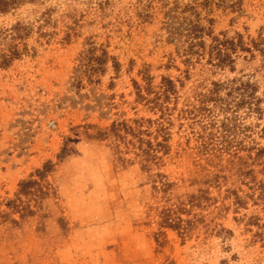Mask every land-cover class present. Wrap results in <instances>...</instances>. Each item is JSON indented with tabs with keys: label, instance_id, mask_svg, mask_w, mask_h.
I'll use <instances>...</instances> for the list:
<instances>
[{
	"label": "rangeland",
	"instance_id": "obj_1",
	"mask_svg": "<svg viewBox=\"0 0 264 264\" xmlns=\"http://www.w3.org/2000/svg\"><path fill=\"white\" fill-rule=\"evenodd\" d=\"M187 18L249 42L264 34V0H17L0 11V57L20 53L0 67V264H264V55L233 53V70L191 55ZM107 55L118 69L111 58L99 69ZM164 77L178 92L162 111ZM234 78L258 86L261 112L226 95ZM226 114L237 130H223ZM141 118L153 120L145 140L168 139L147 164L99 136Z\"/></svg>",
	"mask_w": 264,
	"mask_h": 264
},
{
	"label": "trees",
	"instance_id": "obj_2",
	"mask_svg": "<svg viewBox=\"0 0 264 264\" xmlns=\"http://www.w3.org/2000/svg\"><path fill=\"white\" fill-rule=\"evenodd\" d=\"M16 3L17 0H2L0 1V11H5ZM188 7L190 8L191 6L187 5V8ZM190 9L193 10L194 8L191 7ZM25 29L26 26L22 25L19 22L13 27L12 31L14 32V35L21 36L20 33ZM181 34H183V37L185 39L184 42L187 44L186 51L188 53L198 56H202L208 53L210 60L215 62V64L213 63V65L219 66L221 68L229 66V68L233 70L235 68V59L233 58V53H236L238 51L249 52L252 56H255V52L258 51L264 55V34L262 35V33L258 39H251L249 42H246L242 33H238L236 38H226L227 36H224L225 38L221 39L220 36L213 35L212 28L207 27L202 22H199V20H194V18H187V22H185ZM206 35L209 36L212 40L209 45L206 44ZM19 55L20 53L16 50H14L11 55L3 54V56L0 57V67L9 65L10 62L19 57ZM110 58L113 61L114 68L118 69L119 62L114 57L108 55L104 58L100 57L96 59L98 60L97 63L100 65L99 69H101L100 67H102L103 65L107 64ZM231 83L233 85L231 86V88H229V92L226 95L229 96L235 94L238 96V98L234 96V98L238 99L236 107H239L241 103H248L250 109H252L253 111L261 112V108H259L261 101L257 96L258 86L255 83L249 80L244 81L242 80V78H234L232 79ZM214 85L216 87H223V83L220 84L216 82L214 83ZM177 92L178 91L175 82L171 78L164 77L163 90L160 91L159 94H156V97L153 100L156 102V104L160 105V109L163 111L164 105L159 104L160 99L164 98L170 100L172 98V95L177 96ZM210 93L217 94L219 93V90H213ZM139 95L142 96V92H140ZM201 96L206 95L201 94ZM221 100H223L222 96ZM223 111L228 112V109L223 108ZM231 115L226 114V116L223 118V130H237V128H239L237 124L234 125V128H231V122L235 121V119H233ZM145 123L152 124L153 120L144 118L135 119L132 122H130V120H116L107 130H99V136L104 137L103 139L113 137L115 142H123L127 149L132 146V148L139 151V153L136 152V155L142 156L143 161L147 164L149 161H153L154 159L158 160L161 158L158 153L159 151L165 152L167 150L166 142L168 139L163 136V140L157 142L156 144H154L151 140H145L143 135H147L149 133V126H146L147 129H144ZM158 129L163 133L165 129L167 130V128L164 126V123L160 121L158 123ZM116 147L119 148V145H116ZM54 166L55 164L51 160H49L43 165L42 168L37 169L35 173L40 178H45L51 171H53ZM158 176H160L161 178V186H163L164 188L171 186V182L166 180V174L159 173ZM24 183L26 182H23L22 185ZM174 221L175 220L169 221V218H167L164 223L166 227L176 228L177 224L174 223ZM158 236L157 241L159 242L160 239L158 238Z\"/></svg>",
	"mask_w": 264,
	"mask_h": 264
}]
</instances>
